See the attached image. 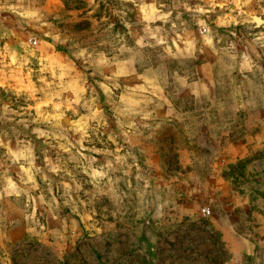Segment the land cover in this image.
Masks as SVG:
<instances>
[{
  "label": "rangeland",
  "instance_id": "obj_1",
  "mask_svg": "<svg viewBox=\"0 0 264 264\" xmlns=\"http://www.w3.org/2000/svg\"><path fill=\"white\" fill-rule=\"evenodd\" d=\"M160 3L173 13L160 35L181 48L183 41H194V55H168L145 34L140 8L126 0H28L27 10L35 13L28 19L11 10L21 0H0V138L13 149L31 142L39 185L29 186L28 197L0 198V264H264V41L255 39L264 26L246 22L252 15L264 18V0H250L242 10L234 0ZM200 19L219 41L215 50L203 43ZM141 38L144 44H136ZM83 46L93 56L77 60V72L68 68L63 83L85 87L82 104L95 98L104 111L102 119L89 121L81 147L71 122L87 109L62 108L65 115L56 124L37 117L30 106L60 91V69L41 72L40 58L45 65L67 63ZM100 48L115 53L116 60L93 63ZM224 49L234 51L237 61ZM242 54L253 58L251 72ZM84 60L93 66L81 68ZM133 69H147L157 83H173L153 105L156 118L145 122V134L124 137L109 105L136 82L128 75ZM117 70L125 75L113 76ZM74 98L72 90L61 92L64 104ZM110 136L136 157L131 186L117 172L111 190L97 188L82 171L90 162L95 167L113 158L109 151L117 144ZM4 152L0 148V172L22 175Z\"/></svg>",
  "mask_w": 264,
  "mask_h": 264
},
{
  "label": "clouds",
  "instance_id": "obj_2",
  "mask_svg": "<svg viewBox=\"0 0 264 264\" xmlns=\"http://www.w3.org/2000/svg\"><path fill=\"white\" fill-rule=\"evenodd\" d=\"M33 3L36 0H32ZM133 5H137L140 8V12L142 13L143 19L146 21L144 26L145 34L155 41L157 45H163L164 51L172 56L175 57L178 53L184 54L187 53L188 55H194L196 44L192 40L183 41L184 47L181 48L180 43L177 40L172 41V45H168L167 40L160 35L162 31H164L163 24H168L173 16L171 10L165 11V5L160 3L157 6V0H151V3H145L144 0H126ZM250 0H234L237 9H241L244 4L249 3ZM223 6V5H221ZM11 10L16 12L20 17L24 19H28L29 17L33 16L35 13L30 12L27 10L28 7H22L20 5H11ZM191 11V9H188ZM197 11L204 12L206 11L204 8L197 7ZM156 21H161V25H157L155 28L152 27ZM238 23V21H235ZM251 24H254L256 28H261L264 26V18L259 16H250L248 17L247 21ZM198 25L203 28V43L212 48L216 49V44L219 43L218 40L214 41V37L212 35V29L207 26L205 20L200 19L197 21ZM172 28H176L175 21H171ZM218 26H225L224 21H220ZM111 27V26H110ZM177 39H182L177 33ZM256 41L261 42L264 41V31L260 32L256 37ZM101 43H103L101 41ZM136 44L143 45L144 39L141 38L140 40L136 41ZM264 46V45H262ZM173 47L175 48V52H173ZM121 49H123V45H121ZM27 50V49H26ZM130 50V49H129ZM225 54L229 57V60L232 62L237 61V54L234 51H229L228 49L223 50ZM31 55H35V53L30 52ZM62 57L66 56V54L61 53ZM100 59L99 61H94L93 63H104L106 64L109 60H116V54L113 53L110 55L109 51L100 48L98 52L95 53ZM85 56L92 57L93 52L89 51L87 46H83L80 48L78 52L72 53V57L76 59H72V57L67 58V63H57L53 64L51 61H48V64L45 65L46 58H40V63L43 65L41 67V72L45 70V68H59V76L58 79L61 83L58 85L60 91H55L47 95V98L36 102L34 105L30 107H34L37 117L42 118L45 121L55 122L59 124L60 120L64 117L65 112L62 111V108L70 109L74 112L77 109L73 108V104L80 105L87 109V114L80 116L79 119L73 120L71 123L73 125V130L81 135V147H83V139L88 137V130H89V121L90 120H97V118H101V113L104 109L96 103V99L93 100H83V94L87 92V89L82 85L77 89L74 88L72 84H64L63 81L65 80L66 75L68 72L66 71L68 68H71L72 72H77L80 69L76 67L77 60H82ZM241 62L244 65H247L248 71H252V65L254 63L253 58L249 55H241L240 57ZM10 63L12 65L17 64V57L16 53L10 54ZM25 64L28 63L27 60L24 61ZM93 63H89V61L84 60V63L80 66L83 68L85 65L88 67H92ZM66 66V67H65ZM147 69L144 71H138L133 69L131 73L128 75H135L136 82L129 83L124 91H121L113 101V105H109V107L114 106L113 112V119L116 122L117 128L120 129L122 136L128 137L130 134L133 135H141L145 134V122L149 120L155 119V108H153L154 104H157V101H160L161 98L164 96L166 89L171 86L173 81L165 79L164 81L157 83L154 78H149L147 75ZM53 76L56 77L57 73L53 70ZM113 76L118 77L120 75H125L123 71L117 70L116 72L112 73ZM172 76L174 78H178V72L173 70ZM180 83L183 86H187V81L184 79L180 80ZM102 82L100 84L101 88H104ZM51 87V85H50ZM205 93L209 92L207 86H203ZM68 90H72L74 93V99L64 104L61 100V92H65ZM17 91V94H19ZM193 94L196 97H199V93L195 90V82L193 85ZM51 107V112H42V109H46ZM158 107H163V105H157ZM15 115V111L13 112ZM8 121L13 119V116H8L5 118ZM139 122V123H138ZM17 123L24 124L27 127V124L23 121H17ZM34 132L40 131L39 129H33ZM6 135V133H5ZM109 140H112L113 143L117 144L115 148V152L112 153L108 149H96L98 153L109 151V154L113 156L112 159L106 160L99 166H93L90 162L87 167L82 169L85 176L89 178V183H91L94 187L99 188L102 184L107 186L109 190H111L117 180L114 178V174L117 172L123 173L125 177H128L127 184L131 186L132 184V177L130 175L131 168L135 165L136 157L131 152V150L125 151L123 145L118 144L117 140H114L113 137H109ZM20 143H25V147L22 149H13L11 147L10 141H5L3 138H0V148L5 150L4 156L11 161L12 164H18L20 173L16 178L13 175L9 174L8 169L5 168L3 172H0V198L7 196V197H16L19 199L22 195L28 197L30 195L29 186L32 189H36L39 185L36 182V177L33 172L34 168V160L30 158L32 156V150L30 149V141L24 142L20 141ZM66 151L68 149H65ZM83 155V152H81ZM129 157L132 158V163H128ZM95 156L92 157V161H95ZM21 161H26L27 163H21ZM138 166V165H137ZM39 169H36L38 171ZM53 172L59 171L57 168L52 169ZM65 187L68 188L69 185L65 184ZM147 185H145V189ZM55 199V197H53Z\"/></svg>",
  "mask_w": 264,
  "mask_h": 264
},
{
  "label": "crops",
  "instance_id": "obj_3",
  "mask_svg": "<svg viewBox=\"0 0 264 264\" xmlns=\"http://www.w3.org/2000/svg\"><path fill=\"white\" fill-rule=\"evenodd\" d=\"M27 1L28 0H21V2H22V6L23 7H27ZM21 6V5H20ZM29 6V5H28Z\"/></svg>",
  "mask_w": 264,
  "mask_h": 264
},
{
  "label": "built area",
  "instance_id": "obj_4",
  "mask_svg": "<svg viewBox=\"0 0 264 264\" xmlns=\"http://www.w3.org/2000/svg\"><path fill=\"white\" fill-rule=\"evenodd\" d=\"M205 214H208L209 211L207 209L203 210Z\"/></svg>",
  "mask_w": 264,
  "mask_h": 264
}]
</instances>
